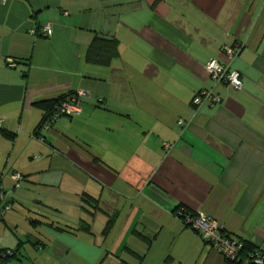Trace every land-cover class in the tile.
I'll list each match as a JSON object with an SVG mask.
<instances>
[{"label": "crops", "instance_id": "0c3cea01", "mask_svg": "<svg viewBox=\"0 0 264 264\" xmlns=\"http://www.w3.org/2000/svg\"><path fill=\"white\" fill-rule=\"evenodd\" d=\"M96 35L108 66L86 60ZM212 58L242 88L196 109ZM81 91L38 132L39 103ZM0 118L4 264H224L179 207L264 250V0H0Z\"/></svg>", "mask_w": 264, "mask_h": 264}, {"label": "built area", "instance_id": "2783aa9c", "mask_svg": "<svg viewBox=\"0 0 264 264\" xmlns=\"http://www.w3.org/2000/svg\"><path fill=\"white\" fill-rule=\"evenodd\" d=\"M42 32L45 36L52 37V25L48 24L43 26ZM222 52L229 61H232L238 55L239 49L224 47ZM10 63L11 67L15 66L14 61H10ZM205 68L209 73L213 86L211 88L201 90L194 96L192 104L196 109L201 108L205 104L213 106L221 103L219 94L214 91L215 86L218 84H227L238 90L242 88L240 73L236 70L230 69L228 65L221 64L219 61L212 58L206 62ZM84 96L85 92L81 91L74 96L66 98V100L61 103L60 107L57 108L54 116L43 124L42 129L49 130L61 118L79 114L81 112V98ZM2 122L3 121L0 118V128L2 127ZM178 125L184 128L186 123L185 121L180 120ZM172 147L173 146L171 144L164 143V149L166 151H169ZM11 178L17 187L22 184V181H25V177L20 173L12 174ZM12 208V201L8 198L7 193L0 187V220L4 219ZM175 215L184 226L195 229L200 234L202 239L216 249L223 257L231 260L236 259L242 244H240L236 239L226 236L225 233H223V225L213 217L203 213L193 214L188 212L183 207L178 208ZM255 262L261 263V260L257 259Z\"/></svg>", "mask_w": 264, "mask_h": 264}, {"label": "trees", "instance_id": "16d2710c", "mask_svg": "<svg viewBox=\"0 0 264 264\" xmlns=\"http://www.w3.org/2000/svg\"><path fill=\"white\" fill-rule=\"evenodd\" d=\"M118 55L119 51L116 40H114L113 38H106L100 35H96L87 50L86 60L89 63L95 65L108 66ZM74 95L76 94L73 93L56 100L39 103V106L45 111V114L38 127V132L41 131L43 124L54 116L57 108L60 107L61 103L65 101L66 98ZM223 233H225L226 236L231 237L225 232V230H223ZM236 240L240 244H242L238 252V256L234 260L224 257V264H264V250L258 248L253 243L247 240ZM0 255L1 260L4 264L5 262H9L11 259H14L17 256V252L5 250ZM257 259L261 260V263H256L255 260Z\"/></svg>", "mask_w": 264, "mask_h": 264}, {"label": "rangeland", "instance_id": "374dc122", "mask_svg": "<svg viewBox=\"0 0 264 264\" xmlns=\"http://www.w3.org/2000/svg\"><path fill=\"white\" fill-rule=\"evenodd\" d=\"M92 179H93V178H92ZM23 182H24V181H22V184H23ZM22 184H21V185H22ZM7 196H8V198L11 200V198H10V196H9L8 194H7ZM12 205H13V204H12ZM12 210H13V208H12ZM12 210H11V211H12ZM11 211H10V212H11ZM10 212H8V214H9Z\"/></svg>", "mask_w": 264, "mask_h": 264}]
</instances>
